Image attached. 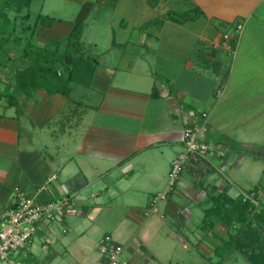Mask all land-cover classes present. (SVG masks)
Masks as SVG:
<instances>
[{"label":"crops","instance_id":"obj_1","mask_svg":"<svg viewBox=\"0 0 264 264\" xmlns=\"http://www.w3.org/2000/svg\"><path fill=\"white\" fill-rule=\"evenodd\" d=\"M13 1L3 0L0 9ZM103 1L110 10L104 47L96 54L95 30L92 41L84 43L85 56L97 59L88 87L71 86L67 97L37 89L27 98L18 95L10 108L0 102V214L15 190L39 203L59 195L70 198L59 222L36 226L30 247L20 255L30 264L53 262L58 254H88V264H106L97 250L104 235L122 247L127 264H153L158 253L147 243L150 234L173 241L182 237L179 242L188 248L184 228L191 236L201 231L208 242L204 251L215 254L227 236L216 221L200 229L207 204L199 180L184 170L164 200L152 206L150 198L165 189L186 126L202 120V140L223 152V159L207 165L217 176L235 150L230 144H252L250 137L260 133L264 0H113L111 6ZM5 12L12 19L11 7ZM24 13L14 20L16 32L33 22L28 23L29 14L19 18ZM71 22L43 16L31 44L63 40ZM237 22L243 28L234 50L212 49ZM21 35L27 32L15 34ZM12 40L0 52V88L15 67L26 64L11 63L23 45V39ZM243 130L249 137L241 135ZM219 178L230 186L216 192L225 189L230 198L241 193L231 191L229 177ZM192 205L200 211L196 225L188 210ZM218 234L224 238L217 239Z\"/></svg>","mask_w":264,"mask_h":264},{"label":"trees","instance_id":"obj_2","mask_svg":"<svg viewBox=\"0 0 264 264\" xmlns=\"http://www.w3.org/2000/svg\"><path fill=\"white\" fill-rule=\"evenodd\" d=\"M31 0H14V16L9 19L5 8L11 4H4L0 9V52L4 45L13 37L15 44L23 39V45L19 55L11 60L12 64L26 62L23 67H15L10 80L0 88V102H4V108L16 105L18 95L30 97L37 90L42 89L46 94H59L67 97L71 86L88 87L93 71L97 65L95 57L85 56L82 52L83 43L80 41L82 25L90 9L91 2L81 4L75 18L71 22V32L61 41H48L47 45L41 47L33 46L31 39L43 16L37 14L31 24H25L16 32L15 22L17 15L25 10L19 18H28L27 9ZM12 9V8H11ZM27 36H15L24 34ZM229 34L228 47L234 50L236 36ZM223 33V34H225ZM222 36V35H221ZM218 42H221L222 38ZM60 46L62 50L59 51ZM212 49H215L211 47ZM64 57L70 58V63H64ZM7 60H10L7 58ZM0 63V67L4 66ZM232 149H238V145L230 144ZM205 161L197 158L192 160L185 168L189 174L195 175L199 179L203 175ZM212 189V188H211ZM213 190V189H212ZM256 187L239 193L236 197L230 198L225 189L207 194L205 204L207 207L202 210L204 225L200 229L206 230L212 227L213 222L224 224L225 227L238 225L234 234H228L225 241L219 245L231 253L240 255L248 264H264V209L260 208ZM248 195V196H247ZM218 246V247H219Z\"/></svg>","mask_w":264,"mask_h":264},{"label":"rangeland","instance_id":"obj_3","mask_svg":"<svg viewBox=\"0 0 264 264\" xmlns=\"http://www.w3.org/2000/svg\"><path fill=\"white\" fill-rule=\"evenodd\" d=\"M2 1L3 0H0V7L2 6ZM101 1L102 0H31L30 6L27 9V12L30 16L28 23L33 21V18L36 14L54 19L73 21L81 4L84 2H91L92 8L90 9V12L88 13L82 25V29H84V36H81L80 41L83 43V45L85 42H91L92 40L90 39L92 38L90 36L95 30V32L98 34V38L95 37L94 42L96 45L97 54V52L99 53V50L101 51V49L104 47L103 42L105 39L103 38L106 36V31L109 29L108 25L110 20V10L106 8L103 3H101ZM103 2L105 5L111 6L113 0H104ZM11 5V10H13L15 5L14 3H11ZM15 27V30L19 29L18 23L15 24ZM87 47V45H84L83 47L82 52L84 54ZM3 74H5V71H3ZM73 93L74 92H72V94ZM74 95L75 93L71 95L72 99L77 100V96ZM249 133L250 132H245L243 130L241 135L244 137H249ZM257 135V138L254 135L250 137V142L251 140H254L252 144H243L245 146L248 145L246 147L240 144L238 149H235L231 155L227 152L228 155H226L224 158L226 163L225 165L223 164L224 166L221 175L217 176L214 174V171L209 170L210 166L205 164L203 168L204 171L202 181H200L201 179H197L200 183V189L204 188L202 189L205 192V195L203 194L204 199L207 198V194L215 193L216 190L221 189L222 186L227 182H225L224 179L220 180L219 177L227 176L231 180V191L238 189L246 194L245 192L247 190L252 189L255 186L259 199L257 203H259L260 208L264 209V115H260V133ZM218 172L220 173V170H218ZM218 172L216 173L218 174ZM190 175L191 177H196L193 174ZM183 176L185 177V175ZM180 182L182 183V180H180ZM228 185L230 186V184ZM188 210L191 212V216L193 217L192 223L196 225L199 221V208L195 205H192L188 208ZM170 222V218L167 217L165 219V223L168 224L169 227ZM165 226H163L164 229L167 228ZM174 228L175 227H173V230ZM222 228L226 238L228 234L235 233L238 225L235 224L230 227H225L224 224H222ZM183 231L187 232L185 236H187L186 239L189 240L191 244H189L188 248L183 247L179 242V239L182 237H179L176 239V241H173L172 238L166 235L158 237L159 235L152 236L150 234V240H148L147 243L149 247H152L154 251L158 253L154 254L155 258L152 260L153 264H248L240 255L236 254L235 252L232 253V255H227L230 254V251L227 252L222 246L217 248L215 254H207L204 251L205 243L208 244V242H206L207 238L202 235L201 231L197 230L198 232H195V234L192 236L190 233H188V228H184ZM167 233L169 234V232L166 230V234ZM221 237L224 238L222 235ZM221 237L218 234L217 239L220 240ZM160 238L163 241H161ZM201 238L203 239L200 242ZM219 240H217V242H219ZM122 251L124 250L122 249ZM87 256L88 254H58L57 258H55L53 262L49 263V261L41 260L36 264H88L86 261H84L85 257ZM120 258L123 259L124 254H121Z\"/></svg>","mask_w":264,"mask_h":264},{"label":"built area","instance_id":"obj_4","mask_svg":"<svg viewBox=\"0 0 264 264\" xmlns=\"http://www.w3.org/2000/svg\"><path fill=\"white\" fill-rule=\"evenodd\" d=\"M242 28V23L237 22L233 25L231 33L237 37ZM228 37V33L222 34L221 42L214 44L213 48L221 47L231 53L227 44ZM204 117L205 115L202 114V119ZM204 125L201 120L199 125L186 126L182 130V150L170 164L165 189L150 198V205L153 206L156 202L165 199L184 168L192 160L200 158L208 165L209 161L223 157L224 154L218 146L202 140L200 134ZM70 202L68 196L59 195L39 203L27 194L15 190L11 205L0 214V264H30L20 255L30 247L36 226L42 221L59 222ZM41 248L44 249V246ZM97 250L104 257L106 264H127L120 258L122 247L114 243L108 235L103 236L102 241L97 245Z\"/></svg>","mask_w":264,"mask_h":264},{"label":"water","instance_id":"obj_5","mask_svg":"<svg viewBox=\"0 0 264 264\" xmlns=\"http://www.w3.org/2000/svg\"><path fill=\"white\" fill-rule=\"evenodd\" d=\"M69 61H70V59H68L67 57H64V63H65V64H68Z\"/></svg>","mask_w":264,"mask_h":264}]
</instances>
